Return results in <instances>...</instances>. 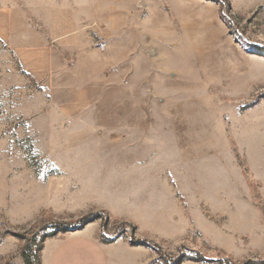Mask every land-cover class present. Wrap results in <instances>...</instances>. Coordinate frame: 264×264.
<instances>
[{"label":"rangeland","instance_id":"1","mask_svg":"<svg viewBox=\"0 0 264 264\" xmlns=\"http://www.w3.org/2000/svg\"><path fill=\"white\" fill-rule=\"evenodd\" d=\"M235 2L0 0V264L122 256L84 230L125 264H264V8Z\"/></svg>","mask_w":264,"mask_h":264},{"label":"crops","instance_id":"2","mask_svg":"<svg viewBox=\"0 0 264 264\" xmlns=\"http://www.w3.org/2000/svg\"><path fill=\"white\" fill-rule=\"evenodd\" d=\"M236 1L235 3H239L241 4L243 7H250L252 5H257V4H261V6L264 8V0H234ZM147 12H148V18H145L147 19L149 22H150V16H152L151 14V11H149V9L147 8ZM134 22L136 21V19L134 18L133 20ZM157 26L151 28L149 27V31H154V30H157L156 28ZM152 37L150 38V40L148 41L150 44H153L154 46H157L158 44L159 45H162V43H159V39L157 38V35H151ZM211 78L213 77H210V78H207V80H211ZM185 79V78H184ZM184 86V85H183ZM180 88H182V85L179 86ZM177 89V88H176ZM176 91H179L178 89ZM86 230L82 231V232H77V233H74V235L72 236L73 237H78V238H82L84 237L85 240L84 242V245L83 247L85 248L86 245H89L90 248L92 249V252H97V254H100L102 255V257L104 258H109L108 257V254L107 253L108 251L109 252H118V250H120L118 252V254H122L121 255H117V258L116 257H112L110 260L107 259V263L106 264H125L123 262V258H124V255L126 252H129L128 250L130 249H126L125 248V245H123L121 242H116L114 245H110V246H102V245H98L93 239H92V236L89 234L88 236H85ZM56 240H48L46 241L45 243V246H44V249L42 251V264H52V260H51V257L53 254L56 253L57 249H56ZM81 242L77 241L75 243H73V245L69 246L66 250H70L72 249L74 246H77L79 245ZM67 251H63L60 253L61 256L64 255V253H66ZM113 254V253H112ZM123 262V263H122Z\"/></svg>","mask_w":264,"mask_h":264},{"label":"trees","instance_id":"3","mask_svg":"<svg viewBox=\"0 0 264 264\" xmlns=\"http://www.w3.org/2000/svg\"><path fill=\"white\" fill-rule=\"evenodd\" d=\"M54 235L55 233L45 235L41 238V243H43L46 239L53 237ZM33 246L35 249L32 248ZM33 246H29L24 251H22L23 264H40L39 254L42 246L37 247L35 243Z\"/></svg>","mask_w":264,"mask_h":264}]
</instances>
